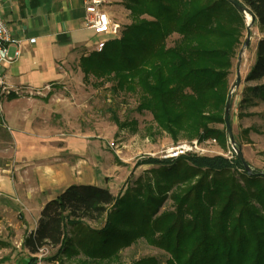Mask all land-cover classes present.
<instances>
[{"label":"trees","instance_id":"1","mask_svg":"<svg viewBox=\"0 0 264 264\" xmlns=\"http://www.w3.org/2000/svg\"><path fill=\"white\" fill-rule=\"evenodd\" d=\"M236 2L250 10L264 32V0ZM120 3L131 24L101 52L81 57L84 77L101 86L112 82L116 94L136 95L137 111L150 113L157 129L174 142L180 136L199 143L213 139L226 148L228 137L216 126L225 124L246 18L228 0ZM258 42L246 78L254 84L243 90L240 117L264 105V37ZM2 90L0 84V100ZM113 119L119 125L114 114ZM146 165L155 168L118 196L79 184L46 203L36 230L25 236V264H38L37 256L48 248H57L50 263L111 264L140 240L164 251L165 264H264V176H249L235 154L231 159L151 157L137 167ZM133 264L161 261L142 257Z\"/></svg>","mask_w":264,"mask_h":264},{"label":"crops","instance_id":"2","mask_svg":"<svg viewBox=\"0 0 264 264\" xmlns=\"http://www.w3.org/2000/svg\"><path fill=\"white\" fill-rule=\"evenodd\" d=\"M0 7L16 36L35 39L2 70L7 95L0 100L8 137H0V201L35 215L24 226L30 233L46 203L72 185L98 186L103 176L101 145L70 122L61 92L79 59L103 40L94 43L98 35L86 29L83 0H3Z\"/></svg>","mask_w":264,"mask_h":264},{"label":"rangeland","instance_id":"3","mask_svg":"<svg viewBox=\"0 0 264 264\" xmlns=\"http://www.w3.org/2000/svg\"><path fill=\"white\" fill-rule=\"evenodd\" d=\"M120 1L107 0L106 3V10L118 34L126 25L131 24L129 12ZM247 34L248 30L242 42L243 46L236 56L234 74L231 77V85L233 86L237 79L238 56L244 49L240 70L241 87L234 92V104L230 112L231 127L235 143H241L243 156L247 163L254 170L264 172V105L250 109L249 113L254 114L250 117H240L238 115V104L243 90L254 84L252 82L247 83L246 78L257 59L258 41L264 37V32L255 23L251 29V43L248 48H245ZM176 38L177 36L171 39L169 45L173 44ZM109 39L110 37L107 34H103L93 42L98 43L101 40L106 41ZM75 66L72 72L74 78L71 85H67V89H62L61 92L68 93V102L71 106V110L68 112L70 122L78 126L79 131L83 129V132L93 136L101 145L104 173L103 176L99 177L98 186L100 188L109 189L112 194L118 196L122 193L125 185H132L138 178L144 177L147 172L155 168L153 165L137 167L138 162L151 157L163 160L161 157L164 155L165 150L175 147L179 143L188 144L193 142L183 136L179 137L178 142H174L168 133L160 132L157 129L150 113L137 111L139 104L136 95L124 92L116 94L111 90L112 82H106L105 85L101 86L94 77L89 79L84 77L80 69V62L76 63ZM1 74L2 70L0 71ZM73 93L75 96H72ZM5 95L7 94H4L3 97ZM113 114L119 120V125L113 119ZM0 124L4 126L1 122V112ZM216 128L224 131L225 136L228 137L225 124L216 126ZM4 130L6 132V129H0V137L6 140L8 137L3 133ZM226 144L227 146L224 148L218 141L208 139L199 145L205 156H224L231 159L233 149L228 141ZM171 205L170 202H167L168 208ZM23 210L19 203L9 202L6 204L0 201V242L2 243H0V264H25L27 261L29 254L22 248L25 236L28 233L24 226L28 223L33 226L32 218L35 215L22 214ZM39 214L37 213V218L40 216ZM92 226L98 225L93 224ZM56 250L57 248L45 249L40 256H37L39 259L38 264H57L49 262L50 258L57 253ZM142 257H156L161 261V264H165L164 260L167 256L164 251L156 247H149L140 240L139 243L122 251L120 259L113 261L111 264H133L134 261H138Z\"/></svg>","mask_w":264,"mask_h":264},{"label":"built area","instance_id":"4","mask_svg":"<svg viewBox=\"0 0 264 264\" xmlns=\"http://www.w3.org/2000/svg\"><path fill=\"white\" fill-rule=\"evenodd\" d=\"M2 2L3 0H0V6ZM106 3L107 0H83L86 12L85 27L87 30H92L93 33L98 36L107 34L110 39H112L118 36V32L113 27L112 20L106 10ZM107 41L108 40L99 42L95 46V50L101 52ZM26 42L32 43L35 42V39L27 41L19 36H16L10 25L3 19L0 7V71L3 70L4 67L18 62L24 54V46ZM0 84L3 88V94H5L7 92L5 89V79H3L1 75ZM199 144L200 143L197 140H193V142L188 144L179 143V145L165 150L161 159H177L180 156L194 154L203 156L204 154L202 153V148H200ZM44 250H41V253H43ZM41 253L38 256H40Z\"/></svg>","mask_w":264,"mask_h":264},{"label":"water","instance_id":"5","mask_svg":"<svg viewBox=\"0 0 264 264\" xmlns=\"http://www.w3.org/2000/svg\"><path fill=\"white\" fill-rule=\"evenodd\" d=\"M230 4H233L236 9L238 10V12L240 14H242L246 20H247V16L249 15L251 17V20L250 22L247 21V30H248V34H247V39H246V43H245V48H248V46L250 45V40H251V29H252V26L255 24V17L254 15L250 12V10L247 8H244L242 5H240L239 3L236 2V0H228ZM243 53H244V49L240 52L239 54V60H238V64L236 66V72H237V79L235 81V84L233 85V89L231 91V93L229 94L228 96V99H227V105H226V109H225V125H226V130H227V133H228V143L231 144L232 146V149L235 153V155L237 156V158H239L242 162V165L245 169L246 172H248L249 176H252L253 174H259L261 176H264V172H261V171H256L254 170L246 161V159L244 158L243 156V152H242V149L241 147L235 143V140H234V134H233V129L231 127V124H230V112H231V109H232V104H233V95H234V92L235 90H238L241 86V82H242V77H241V65H242V59H243Z\"/></svg>","mask_w":264,"mask_h":264},{"label":"bare ground","instance_id":"6","mask_svg":"<svg viewBox=\"0 0 264 264\" xmlns=\"http://www.w3.org/2000/svg\"><path fill=\"white\" fill-rule=\"evenodd\" d=\"M250 20H251V17L248 15V16H247V21L250 22Z\"/></svg>","mask_w":264,"mask_h":264}]
</instances>
